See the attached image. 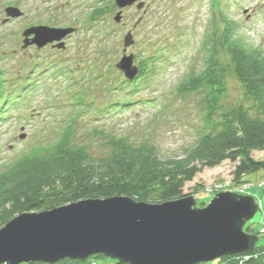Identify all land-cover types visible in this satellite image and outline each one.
<instances>
[{"label":"rangeland","instance_id":"1","mask_svg":"<svg viewBox=\"0 0 264 264\" xmlns=\"http://www.w3.org/2000/svg\"><path fill=\"white\" fill-rule=\"evenodd\" d=\"M212 1L138 0L120 10L115 0H0V170L61 140L93 159L108 157L117 140L152 148L161 162L184 159L206 132V90L181 91L180 85L205 70L214 47L217 63L228 66L220 44L225 19L234 23L235 37L264 55V0ZM8 7L23 15L8 18ZM38 26L73 31L61 48H23L24 31ZM124 56L138 69L133 80L117 67ZM222 82L221 109L249 103L232 74ZM252 158L263 161L264 151ZM237 163L203 168L184 183L182 196H191L196 209L222 192L249 196L257 211L247 224L256 231L264 213V172L235 182ZM253 236L264 246V234Z\"/></svg>","mask_w":264,"mask_h":264},{"label":"trees","instance_id":"2","mask_svg":"<svg viewBox=\"0 0 264 264\" xmlns=\"http://www.w3.org/2000/svg\"><path fill=\"white\" fill-rule=\"evenodd\" d=\"M225 20L220 44L226 48L228 66L217 63L214 47L205 70L180 85L181 91L206 90V132L184 159L161 162L154 149L133 147L121 140L114 141L113 152L101 159H93L83 147H68L62 140L46 153L31 150L0 170V229L22 213H39L84 200L127 197L152 204L178 200L183 198L186 181L203 168L224 161L238 162L235 182L264 172V160L252 158L253 152L264 151V55L235 37L234 23ZM226 72L242 85L249 103L221 109ZM2 96L0 91V100ZM205 206L201 202L200 207ZM243 232L260 234L259 227L255 231L247 223ZM104 257L64 259L54 264H102L97 259ZM111 260L112 264H126ZM218 264H264V246L256 244L251 252L224 256Z\"/></svg>","mask_w":264,"mask_h":264},{"label":"water","instance_id":"3","mask_svg":"<svg viewBox=\"0 0 264 264\" xmlns=\"http://www.w3.org/2000/svg\"><path fill=\"white\" fill-rule=\"evenodd\" d=\"M137 1L115 3L121 10ZM142 7L139 2L137 8ZM5 13L12 19L23 15L14 7ZM115 21H120V13ZM72 31L29 28L23 33V48L34 45L40 49L53 42L61 48V40ZM130 43L128 39L125 45ZM132 60L124 56L117 65L128 80L138 73ZM194 205L191 196L158 204L111 197L22 213L0 229V264H54L93 255L126 264H205L253 250L257 238L243 232L257 211L251 197L222 192L202 209Z\"/></svg>","mask_w":264,"mask_h":264},{"label":"built area","instance_id":"4","mask_svg":"<svg viewBox=\"0 0 264 264\" xmlns=\"http://www.w3.org/2000/svg\"><path fill=\"white\" fill-rule=\"evenodd\" d=\"M264 185V183H263ZM259 233L264 234V217H262V220L259 223Z\"/></svg>","mask_w":264,"mask_h":264},{"label":"flooded vegetation","instance_id":"5","mask_svg":"<svg viewBox=\"0 0 264 264\" xmlns=\"http://www.w3.org/2000/svg\"><path fill=\"white\" fill-rule=\"evenodd\" d=\"M32 38H33V36H30L29 39H32ZM54 43H57V42H53L51 45L54 46Z\"/></svg>","mask_w":264,"mask_h":264}]
</instances>
